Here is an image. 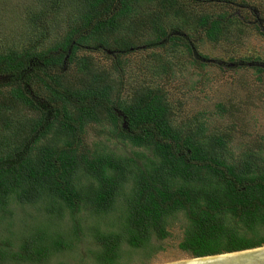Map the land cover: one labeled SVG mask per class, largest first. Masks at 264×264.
Instances as JSON below:
<instances>
[{"label": "trees", "instance_id": "obj_1", "mask_svg": "<svg viewBox=\"0 0 264 264\" xmlns=\"http://www.w3.org/2000/svg\"><path fill=\"white\" fill-rule=\"evenodd\" d=\"M139 1L155 0H73L78 8L75 23L48 51L0 49V207L44 201L45 211L54 215L48 224H38L17 250L0 247V264L8 260L44 263L57 252L74 249L85 234L76 225L77 218L73 216L70 230L56 228V220L67 209H87L97 215L121 211L118 229L104 231L94 225L91 230L99 247L95 251L98 264H126L123 257L132 249L150 248L153 236L168 237L169 219L179 213L188 222L179 247L191 257L264 245L262 152L234 156L228 141L204 121L176 126L168 101L153 87H140L129 99L114 98V86L103 84L101 72L88 58L77 61L88 82L85 89L74 92L78 103L68 102L64 90L72 92L61 83L62 75L49 72L63 64L70 48L68 63L76 60L81 44L91 40L108 46L118 33L116 42L130 45L125 40V23L129 26V14ZM159 4V12L144 15L156 35L152 45L164 37L183 39L179 30L167 29V24L181 27L182 15L194 20L214 42L228 29L223 24L226 14H187L178 0H159ZM44 13L33 14L30 25L36 26ZM170 14L175 19L168 18L166 23L164 17ZM39 64L48 80L38 74ZM35 78L49 90L47 102L30 87ZM8 86L7 92L4 87ZM104 101L112 106H104ZM24 105L37 115H18L17 109ZM115 107L126 117L127 128ZM103 120L111 123L119 139L138 150L131 155L79 153L78 131ZM50 135L49 142H40ZM83 177L92 182L81 189Z\"/></svg>", "mask_w": 264, "mask_h": 264}, {"label": "rangeland", "instance_id": "obj_2", "mask_svg": "<svg viewBox=\"0 0 264 264\" xmlns=\"http://www.w3.org/2000/svg\"><path fill=\"white\" fill-rule=\"evenodd\" d=\"M187 14H226L224 29L217 41L209 40L194 20L182 15L179 24H167L170 33L179 30L183 39L170 41L164 37L152 45L156 35L147 22V13L161 10L159 0L135 3L136 9L129 14V26L125 23V43L117 46L114 34L108 46L91 40L81 45L76 60L59 66L56 72L70 103H78L76 90L86 88V77L82 76L78 59L88 58L101 72L103 84L114 86L115 95L129 99L140 87L150 86L160 91L171 108V119L176 126L190 122L204 121L209 130L221 134L228 141L229 153L241 157L247 151L264 155V0H178ZM45 13L36 26L30 25L33 14ZM78 11L73 0H0V49L13 48L17 51L45 52L64 37L75 23L74 12ZM173 14L164 17L175 19ZM230 19V20H228ZM135 20V21H134ZM176 22V21H175ZM77 23V22H76ZM2 26V27H1ZM186 34V35H185ZM176 42L177 44H175ZM191 46L189 48L188 46ZM110 48V52L105 49ZM1 50V51H2ZM39 64L38 74L48 80ZM33 71V70H31ZM37 72V71H36ZM37 78V77H36ZM31 83L37 95L47 102L49 90L38 79ZM8 92L10 87H4ZM39 93V94H38ZM38 96V97H39ZM109 103L104 101V106ZM103 110V108H102ZM103 112V111H102ZM18 115H37L28 106H20ZM53 119V118H51ZM192 123V124H193ZM190 127H193L190 125ZM108 120L87 123L79 130L78 152H117L131 155L138 148L119 139ZM51 135L40 142H49ZM92 182L82 178L80 188ZM46 202L21 204L12 202L0 207V247L17 250L25 238L30 237L38 224H48L50 215L45 211ZM118 208V207H117ZM121 211L97 215L87 209L70 212L56 220L59 230H70L77 218V224L85 233L74 249L57 252L44 263L58 262L98 264L95 251L99 247L93 240L92 228L100 226L104 231L120 227L118 217ZM52 221V220H51ZM188 222L182 213L169 219L168 237H152L150 248L132 249L123 257L126 264H164L191 257L179 247ZM129 250L127 244L124 245ZM92 250V251H91ZM128 253V251H126ZM6 264H36L10 261Z\"/></svg>", "mask_w": 264, "mask_h": 264}, {"label": "water", "instance_id": "obj_3", "mask_svg": "<svg viewBox=\"0 0 264 264\" xmlns=\"http://www.w3.org/2000/svg\"><path fill=\"white\" fill-rule=\"evenodd\" d=\"M164 264H264V245L212 255L189 257Z\"/></svg>", "mask_w": 264, "mask_h": 264}, {"label": "flooded vegetation", "instance_id": "obj_4", "mask_svg": "<svg viewBox=\"0 0 264 264\" xmlns=\"http://www.w3.org/2000/svg\"><path fill=\"white\" fill-rule=\"evenodd\" d=\"M115 34H118V33H115ZM117 37V36H116ZM121 43H123V41L122 40H119V41H117V46H119ZM81 45H84V44H81ZM104 46V45H103ZM106 46V45H105ZM81 47V46H80ZM105 49H107V51H109L110 52V48L109 47H105ZM264 68V67H263ZM108 106H112V104L110 103ZM114 107V106H113ZM115 109H116V107H115ZM116 111L119 113V116H121V118H122V121L124 120L125 122L127 121V119H126V117L124 116V114H123V112L122 111H120V110H118V109H116ZM127 123H125V128H127Z\"/></svg>", "mask_w": 264, "mask_h": 264}, {"label": "clouds", "instance_id": "obj_5", "mask_svg": "<svg viewBox=\"0 0 264 264\" xmlns=\"http://www.w3.org/2000/svg\"><path fill=\"white\" fill-rule=\"evenodd\" d=\"M71 49V48H70ZM70 49H69V52H68V54H66V56H65V59H64V62H63V64L62 65H66V63H68V60H69V57H70V54H71V51H70Z\"/></svg>", "mask_w": 264, "mask_h": 264}]
</instances>
